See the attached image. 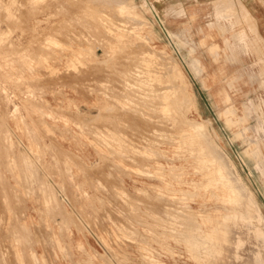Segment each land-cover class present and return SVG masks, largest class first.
<instances>
[{
  "label": "rangeland",
  "instance_id": "obj_1",
  "mask_svg": "<svg viewBox=\"0 0 264 264\" xmlns=\"http://www.w3.org/2000/svg\"><path fill=\"white\" fill-rule=\"evenodd\" d=\"M224 1L0 0V264H264V0Z\"/></svg>",
  "mask_w": 264,
  "mask_h": 264
},
{
  "label": "bare ground",
  "instance_id": "obj_2",
  "mask_svg": "<svg viewBox=\"0 0 264 264\" xmlns=\"http://www.w3.org/2000/svg\"><path fill=\"white\" fill-rule=\"evenodd\" d=\"M227 0H225L224 2H226ZM230 1V0H229ZM229 1H227V3H229V9L231 10L232 9V7L234 6V4H233V6L231 7V5H230V2ZM232 1V0H231ZM238 1V0H237ZM223 2V1H222ZM233 2V1H232ZM227 3H226V5H227ZM120 4H124L123 2L122 3H120ZM218 3H216V5H217ZM220 4H222V3H220ZM223 4H225V3H223ZM225 6V5H224ZM213 7H216V6H214L213 5ZM223 6H221L220 7V5L218 6V8L220 9V11H221V8H222ZM235 7V6H234ZM227 8V7H226ZM215 9H217V7L215 8ZM224 9H225V7H224ZM233 9H235V8H233ZM230 11H228L227 12V14L229 13ZM232 12H234V10H232L231 11V13ZM126 13V12H125ZM215 13V12H214ZM222 13V12H221ZM230 13V14H231ZM226 14V13H225ZM233 14V13H232ZM133 17V16H132ZM141 24V23H140ZM137 25V24H136ZM135 25V26H136ZM121 26V25H120ZM138 26H140V25H138ZM128 27V26H127ZM130 28V27H129ZM128 29V28H127ZM119 40V39H118ZM73 54V53H72ZM70 57V56H69ZM30 59V58H29ZM112 60L114 59V58H111ZM110 59V60H111ZM111 60V61H112ZM173 62V61H172ZM142 70V69H141ZM135 72V71H134ZM135 79V78H134ZM183 80V79H182ZM184 82V81H183ZM175 86V85H174ZM173 86V88L174 89H176L175 87L177 86H175L174 87ZM171 88V87H170ZM172 89V88H171ZM87 91H89V89L87 90ZM114 96V95H113ZM122 96V95H121ZM127 96V95H126ZM129 98V97H128ZM127 98V99H128ZM176 98V97H175ZM185 98V97H184ZM185 100V99H184ZM139 103V102H138ZM183 103H185V101H183ZM187 104H189V102L187 101L186 102ZM116 106V105H115ZM188 106V105H187ZM179 108V107H178ZM180 108H181V105H180ZM183 108V107H182ZM139 109V108H138ZM52 110V109H51ZM125 110V109H124ZM178 112V111H177ZM176 112V113H177ZM180 112V111H179ZM179 115V114H178ZM180 115H181V113H180ZM100 119V118H99ZM182 119V118H181ZM184 120V119H183ZM182 120V121H183ZM184 123H185V121H183ZM78 123H79V121H78ZM89 124H90V122H89ZM200 124V123H199ZM86 125V124H85ZM206 125V124H205ZM97 126V125H96ZM104 126V125H103ZM155 127V126H154ZM97 128H98V126H97ZM190 128H191V130H192V133H193V135L196 137V138H198V139H204L205 140V136H206V134H205V129H204V127L202 126V125H198V123H196V124H191L190 125ZM154 129V128H153ZM152 130V129H151ZM150 130V131H151ZM160 130V129H159ZM166 130V129H165ZM20 131V130H19ZM68 132V131H67ZM98 132V131H97ZM165 132V131H164ZM154 134V133H153ZM146 136H148V135H146ZM149 137V136H148ZM153 139V138H152ZM151 138L149 139V140H152ZM156 139V138H155ZM37 140V139H36ZM190 140V139H189ZM206 141V140H205ZM100 142V141H99ZM141 142V141H140ZM154 144V143H153ZM172 144V143H171ZM203 145V144H202ZM207 145L208 146H210V144L209 143H207ZM135 146V145H134ZM208 150V149H207ZM213 151V150H212ZM113 152V151H112ZM211 152V151H210ZM216 154V153H215ZM214 153H213V155H212V159H211V163L213 164V165H215V168H214V171H216L217 172V174L219 175V179H224L225 177H224V170H226V169H224L225 167L223 166V164H221V162H219V160L220 159H218V154H217V156L215 155ZM117 155V154H116ZM132 156V155H131ZM136 157V156H135ZM135 157H134V159H135ZM138 158V157H137ZM141 159V158H140ZM139 160V159H138ZM142 165V164H141ZM68 168V167H67ZM141 169H142V166L140 167ZM144 169V168H143ZM229 176V175H228ZM146 177V176H145ZM227 177V176H226ZM226 182V181H225ZM224 182V183H225ZM233 182V181H232ZM226 185V184H225ZM235 185V184H234ZM125 190V189H124ZM229 190L231 191V193L233 194V196H234V199L236 200V202H238V203H240L243 207H244V205H243V203L242 202H245L246 201V199L248 200V195H245L244 194V192L242 191V189H240L239 187H234V188H229ZM229 191V192H230ZM143 195V194H142ZM115 197V196H114ZM113 197V198H114ZM46 198H48V197H46ZM118 199V198H117ZM116 199V200H117ZM137 199H138V197H137ZM136 199V200H137ZM48 200V202H49V198L47 199ZM119 201V200H118ZM139 201H140V199H139ZM52 202V201H51ZM120 203V202H119ZM132 203V202H131ZM135 204V203H134ZM118 205V204H117ZM138 205V204H137ZM165 205V204H164ZM116 207V206H115ZM121 207V206H120ZM166 207V206H165ZM169 207V206H168ZM147 209H148V207H146ZM166 209H169V208H166ZM177 210H179V209H177ZM173 213V212H172ZM170 214V213H169ZM177 214V213H176ZM176 218V217H175ZM185 218V217H184ZM226 219V218H225ZM137 220V219H136ZM187 220V219H186ZM187 222V221H186ZM193 222V221H192ZM182 223V222H181ZM191 224V223H190ZM185 225V224H184ZM177 226V225H176ZM179 226V225H178ZM189 226V225H188ZM127 228V227H126ZM191 228V227H190ZM186 230H187V228H186ZM189 230H191V229H189ZM216 230L214 229L213 230V234L211 235V237H209L208 239H212V236L213 235H215L216 234V232H215ZM137 232V231H136ZM136 232H135V234H136ZM191 232V231H190ZM172 235V234H171ZM140 236H142L141 234H140ZM137 237H138V235H137ZM181 239H183V238H181ZM214 239H217V238H214ZM187 240V239H186ZM193 241H194V239H193ZM196 242V241H195ZM129 243H131V242H129ZM189 243H190V241H189ZM205 245V244H204ZM208 246V245H207ZM193 247V246H192ZM210 249V248H209ZM196 253V252H195ZM113 256H114V254H113ZM196 256V255H195ZM126 264V263H125Z\"/></svg>",
  "mask_w": 264,
  "mask_h": 264
}]
</instances>
